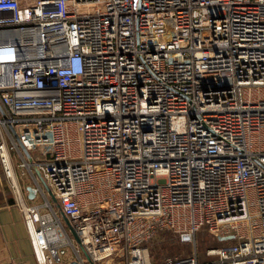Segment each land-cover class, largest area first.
Returning a JSON list of instances; mask_svg holds the SVG:
<instances>
[{
	"label": "built area",
	"instance_id": "built-area-1",
	"mask_svg": "<svg viewBox=\"0 0 264 264\" xmlns=\"http://www.w3.org/2000/svg\"><path fill=\"white\" fill-rule=\"evenodd\" d=\"M10 151L37 264H264V0H0Z\"/></svg>",
	"mask_w": 264,
	"mask_h": 264
},
{
	"label": "crops",
	"instance_id": "crops-1",
	"mask_svg": "<svg viewBox=\"0 0 264 264\" xmlns=\"http://www.w3.org/2000/svg\"><path fill=\"white\" fill-rule=\"evenodd\" d=\"M9 155L13 177L6 175L0 160V262L13 260L17 264H37L32 252L23 213L19 206L15 204L16 195L13 191L12 182L17 184L20 197L25 204L38 203L42 200V197L39 195L29 196L27 187L34 186L35 181L30 173L18 165L19 159L16 152L10 151ZM35 175L41 184L42 179L37 172H35ZM160 233L158 232L155 237L157 238ZM190 253L192 252L185 254ZM199 258L203 259L204 254Z\"/></svg>",
	"mask_w": 264,
	"mask_h": 264
},
{
	"label": "rangeland",
	"instance_id": "rangeland-1",
	"mask_svg": "<svg viewBox=\"0 0 264 264\" xmlns=\"http://www.w3.org/2000/svg\"><path fill=\"white\" fill-rule=\"evenodd\" d=\"M17 157L20 158L19 154L16 152ZM41 184L45 191L48 192V189L46 188L43 181H41ZM51 201H53L52 197H50ZM63 222L67 229H69L68 224L66 220L63 218ZM70 231V230H69ZM162 234H164L162 236ZM168 230H164V232L160 233V235L156 238H151L147 242V246L150 251L153 253L156 261H161L166 257H173L175 254H185L187 252L193 253V246L190 243H180L176 240V238L172 235ZM70 235L74 239L73 234L70 232ZM218 239V238H217ZM216 238L212 237L204 228L199 229L196 232V246L195 249L197 250V253L199 256L203 254L204 249L208 245H216L219 243V241ZM152 260V255H151Z\"/></svg>",
	"mask_w": 264,
	"mask_h": 264
},
{
	"label": "trees",
	"instance_id": "trees-1",
	"mask_svg": "<svg viewBox=\"0 0 264 264\" xmlns=\"http://www.w3.org/2000/svg\"><path fill=\"white\" fill-rule=\"evenodd\" d=\"M162 232H164V231H161V233H162ZM163 235H164V234H162V236H163ZM173 235H174V234H173ZM174 237L176 238L177 241H179L176 235H174ZM151 255H152V261H153V263H157V261H156V259H155V257H154V255H153L152 252H151ZM181 255H182V254H178V255H177V254H176V255L174 254L173 256H181ZM161 261H162V260H161ZM158 262H159V261H158Z\"/></svg>",
	"mask_w": 264,
	"mask_h": 264
},
{
	"label": "water",
	"instance_id": "water-1",
	"mask_svg": "<svg viewBox=\"0 0 264 264\" xmlns=\"http://www.w3.org/2000/svg\"><path fill=\"white\" fill-rule=\"evenodd\" d=\"M27 190L29 192V196H32L33 194H32V188H31V186L27 187Z\"/></svg>",
	"mask_w": 264,
	"mask_h": 264
}]
</instances>
